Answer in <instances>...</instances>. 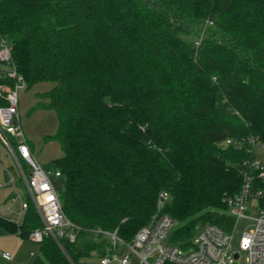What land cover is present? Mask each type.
I'll list each match as a JSON object with an SVG mask.
<instances>
[{
	"label": "trees",
	"instance_id": "trees-1",
	"mask_svg": "<svg viewBox=\"0 0 264 264\" xmlns=\"http://www.w3.org/2000/svg\"><path fill=\"white\" fill-rule=\"evenodd\" d=\"M0 35L25 87L57 83L38 107L57 112L52 168L80 227L62 247L46 236L33 264H84L116 230L132 242L161 193L174 240L206 223L232 230L226 200L264 146V0H0ZM40 227L31 210L19 235Z\"/></svg>",
	"mask_w": 264,
	"mask_h": 264
},
{
	"label": "built area",
	"instance_id": "built-area-1",
	"mask_svg": "<svg viewBox=\"0 0 264 264\" xmlns=\"http://www.w3.org/2000/svg\"><path fill=\"white\" fill-rule=\"evenodd\" d=\"M2 79H11L15 83L14 86L0 84V97L8 101L7 106L0 107V191L10 190L5 199L6 207L0 209V220L16 225L20 234L26 218L33 210L41 227L30 232L31 241L40 244L46 236H50L61 247V240L65 237L70 242H75L80 227L72 223L63 211L60 200L61 172L40 165L24 137L19 118L18 93L25 84L14 64L11 42L0 35V80ZM226 144H231V140ZM260 148L264 153V146ZM262 158V161L254 159L245 164L248 169L241 192L226 200L227 214L235 220L231 231L206 223L197 228L191 239L174 240L173 232L177 223L170 216L161 213L169 200L167 193H161L159 213L137 233L132 242L123 241L117 230L107 233L111 246L103 256L96 253L93 255L92 258L99 262L86 264H131L130 255L120 258L126 249L141 264H264V209L257 202L263 193L254 189L253 184L255 177L264 182V154ZM253 202L257 203L260 210L258 218L249 214ZM241 219L254 220L255 227L244 233L237 250L233 247L234 232ZM236 254H239L238 259L235 258ZM242 254H246L245 261ZM0 257L7 261L12 259L8 252L0 251Z\"/></svg>",
	"mask_w": 264,
	"mask_h": 264
},
{
	"label": "rangeland",
	"instance_id": "rangeland-1",
	"mask_svg": "<svg viewBox=\"0 0 264 264\" xmlns=\"http://www.w3.org/2000/svg\"><path fill=\"white\" fill-rule=\"evenodd\" d=\"M57 83L39 82L30 88L24 87L19 90V118L25 139L30 143L35 159L45 168H52L55 160L64 156V152L60 144L50 138L58 132L59 119L54 109L39 108V102H48L42 99L40 94L46 93L54 88ZM263 150L260 146L255 148L256 160H263ZM10 190L2 189L0 191V209L6 207L5 199L9 195ZM249 214L253 218L260 216V210L256 202L252 203ZM255 227L254 220L241 219L236 226L234 232L233 247L238 250L241 237L246 232H250ZM6 231V230H5ZM6 233H9L6 231ZM11 237L0 239V251L11 254L12 259L5 261L0 257V264H33L37 257L41 256L40 244L31 241L28 238L21 237L19 234H12ZM131 256V264H141L140 260L126 249L123 255ZM243 260L246 254L241 255ZM97 263L98 259L90 258L84 263ZM118 264V263H112Z\"/></svg>",
	"mask_w": 264,
	"mask_h": 264
},
{
	"label": "crops",
	"instance_id": "crops-1",
	"mask_svg": "<svg viewBox=\"0 0 264 264\" xmlns=\"http://www.w3.org/2000/svg\"><path fill=\"white\" fill-rule=\"evenodd\" d=\"M32 149V148H31ZM11 236H13V235H11V234H9V233H6V231H5V229L4 228H2L1 226H0V239H2V238H7V237H11ZM5 260V259H4ZM5 261H7V260H5Z\"/></svg>",
	"mask_w": 264,
	"mask_h": 264
},
{
	"label": "water",
	"instance_id": "water-1",
	"mask_svg": "<svg viewBox=\"0 0 264 264\" xmlns=\"http://www.w3.org/2000/svg\"><path fill=\"white\" fill-rule=\"evenodd\" d=\"M235 258L238 259V258H239V254H236V255H235Z\"/></svg>",
	"mask_w": 264,
	"mask_h": 264
}]
</instances>
